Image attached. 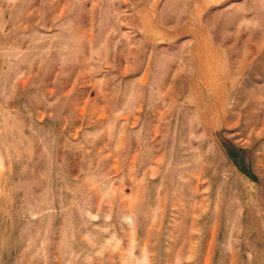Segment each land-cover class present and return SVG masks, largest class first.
Instances as JSON below:
<instances>
[{
  "label": "rangeland",
  "instance_id": "rangeland-1",
  "mask_svg": "<svg viewBox=\"0 0 264 264\" xmlns=\"http://www.w3.org/2000/svg\"><path fill=\"white\" fill-rule=\"evenodd\" d=\"M0 264H264V0H0Z\"/></svg>",
  "mask_w": 264,
  "mask_h": 264
},
{
  "label": "crops",
  "instance_id": "crops-1",
  "mask_svg": "<svg viewBox=\"0 0 264 264\" xmlns=\"http://www.w3.org/2000/svg\"><path fill=\"white\" fill-rule=\"evenodd\" d=\"M216 1H218V0H216Z\"/></svg>",
  "mask_w": 264,
  "mask_h": 264
}]
</instances>
